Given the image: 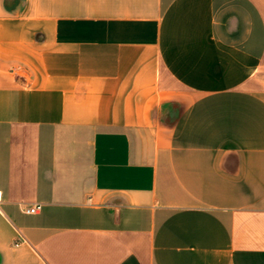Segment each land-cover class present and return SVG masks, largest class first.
I'll return each instance as SVG.
<instances>
[{
	"label": "crops",
	"instance_id": "1",
	"mask_svg": "<svg viewBox=\"0 0 264 264\" xmlns=\"http://www.w3.org/2000/svg\"><path fill=\"white\" fill-rule=\"evenodd\" d=\"M0 264H264V0H0Z\"/></svg>",
	"mask_w": 264,
	"mask_h": 264
},
{
	"label": "built area",
	"instance_id": "2",
	"mask_svg": "<svg viewBox=\"0 0 264 264\" xmlns=\"http://www.w3.org/2000/svg\"><path fill=\"white\" fill-rule=\"evenodd\" d=\"M41 208H42V205L39 204V205H36V206L28 209L27 212L31 213V214H35V213L39 212ZM16 245H18V243Z\"/></svg>",
	"mask_w": 264,
	"mask_h": 264
}]
</instances>
